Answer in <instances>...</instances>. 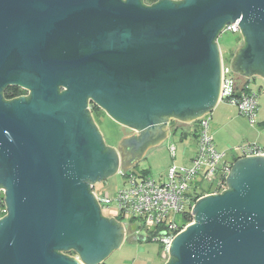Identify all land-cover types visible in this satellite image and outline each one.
<instances>
[{
    "label": "water",
    "instance_id": "water-1",
    "mask_svg": "<svg viewBox=\"0 0 264 264\" xmlns=\"http://www.w3.org/2000/svg\"><path fill=\"white\" fill-rule=\"evenodd\" d=\"M234 21L232 69L264 79V0H0V264H100L119 247L94 184L165 139L169 117L212 112ZM6 86L29 94L5 100ZM89 103L135 131L118 142L125 166ZM225 181L196 199L165 264H264V154L234 159Z\"/></svg>",
    "mask_w": 264,
    "mask_h": 264
},
{
    "label": "built area",
    "instance_id": "built-area-1",
    "mask_svg": "<svg viewBox=\"0 0 264 264\" xmlns=\"http://www.w3.org/2000/svg\"><path fill=\"white\" fill-rule=\"evenodd\" d=\"M227 31L240 33L237 21L225 24L221 33ZM221 71L219 100L226 99L235 104L239 114L246 117L250 124H255L258 111L257 94L254 91L245 92L239 89L230 62H225L223 58ZM206 115L189 123L194 126L196 141L190 165L178 166L172 162L166 168L165 174L159 178L144 173H127L124 176V186L116 193L117 209L108 215L113 218L120 215L121 223L124 224L123 218L125 214H129L140 224L139 226L134 224L137 227L136 233L142 230L146 232L145 236L153 233L152 239L158 240L166 251L172 237L182 229L177 224L181 212L185 209L191 211L197 198L206 194L221 193L227 188L225 177L234 159L246 155L264 154L261 146L251 143L240 147L241 154L228 158L225 151H218L215 147ZM171 149L173 151L174 147ZM203 180H208L210 184L215 183L214 188L208 190L200 188ZM95 197L104 215L110 199L96 194ZM0 199L4 202V188H0ZM4 214H6L5 203L0 206V217Z\"/></svg>",
    "mask_w": 264,
    "mask_h": 264
},
{
    "label": "rangeland",
    "instance_id": "rangeland-1",
    "mask_svg": "<svg viewBox=\"0 0 264 264\" xmlns=\"http://www.w3.org/2000/svg\"><path fill=\"white\" fill-rule=\"evenodd\" d=\"M242 39L240 33L231 31L222 32L218 36L217 43L225 62H230ZM250 86L257 92L258 111L256 112L257 122L255 124H250L246 117L239 114L237 106L228 102L226 99L219 100L212 112L206 115L209 120L210 132L212 135L214 133L213 137L217 150L225 151L228 158L233 157L235 153L241 154L240 147H238L240 145L256 143L264 151V126L259 124L261 120H264V79L260 77L251 78ZM220 112L223 115L236 113L238 117L228 121L225 126H219L218 115H220ZM92 118L102 135L104 143L108 146H115L124 135L131 132L130 129L122 126L102 109L94 111ZM179 125L183 126L185 124L181 123ZM182 128L178 127L175 131L169 129V134L163 142L159 146L149 149L134 171L127 172L137 174L143 173L142 169H147V173L151 174L152 177L159 178L165 174L166 168L172 162L178 166H189L190 158L194 154L195 137L193 136L195 134L191 131L182 137ZM220 142H229L231 144L230 146L233 147L226 148L222 144L220 148ZM172 147H174L173 151L171 149ZM124 178L122 171L118 170L102 181L94 184L93 192L96 196H105L110 199L108 208L104 210L105 216H108L109 213H114L117 209V201L115 200L116 193L124 186ZM209 184L208 180H203L200 183V188L204 190L213 189L215 183ZM123 222L127 223V225H140L129 214H125ZM137 234L146 235V232L142 230ZM162 251V244L158 240L150 239L140 242L138 240H131L126 235L119 247L111 252L104 263L165 264L168 256L163 258Z\"/></svg>",
    "mask_w": 264,
    "mask_h": 264
},
{
    "label": "flooded vegetation",
    "instance_id": "flooded-vegetation-1",
    "mask_svg": "<svg viewBox=\"0 0 264 264\" xmlns=\"http://www.w3.org/2000/svg\"><path fill=\"white\" fill-rule=\"evenodd\" d=\"M123 1H125V0H123ZM141 2H142V4H144V5H149V4H151V3H153V2H155V1H157V0H140ZM243 44V39H242V42L240 43V45H238L237 46V49L241 46ZM236 49V50H237ZM236 50H235V52H236ZM234 52V53H235ZM234 55V54H233ZM232 60H233V57L231 58V61L230 62H232ZM231 69H232V67H231ZM232 74H233V76H234V79H235V83L237 84V86H239L238 84H240V82H243V81H245V80H248V81H250V79H251V77H244V76H242V75H240L239 73H236V72H234V70L232 69ZM29 93H28V91L24 94V95H28ZM96 105H94V104H92V103H89V108H90V114L92 115L93 113H94V111H97L94 107H95ZM99 109H101V108H99ZM177 122H179V124H181V123H183V122H181V121H178V120H176V119H174V118H172V117H169V119H168V130L169 129H171L172 131H175V130H177L178 129V127H183V126H181V125H179V124H177ZM185 125L186 124H188V123H184ZM178 125V126H177ZM123 126V125H122ZM124 127H126V126H124ZM128 128V127H127ZM128 129H130V128H128ZM131 130V132L130 133H128L127 135H132V134H134L135 133V131L134 130H132V129H130ZM125 136V135H124ZM123 136V137H124ZM116 147L118 148V150H119V153H120V156H121V165H124V164H126L127 162H129L131 159H134V156L133 157H131L130 155H127V152L125 151V149H123V147H121V144L118 146V144H116ZM136 157V156H135ZM125 166V165H124ZM114 219L117 221V222H119V223H121V220L120 219H118V218H116V217H114ZM122 224V226H123V229H124V237L127 235V236H129L130 237V239L132 240V238H133V236H135V235H137V227L135 226V225H127V223H121ZM132 226H134V229H132ZM147 237V236H146Z\"/></svg>",
    "mask_w": 264,
    "mask_h": 264
},
{
    "label": "trees",
    "instance_id": "trees-1",
    "mask_svg": "<svg viewBox=\"0 0 264 264\" xmlns=\"http://www.w3.org/2000/svg\"><path fill=\"white\" fill-rule=\"evenodd\" d=\"M231 61V60H230ZM239 89H241V91H245V92H250V91H254L251 90L249 87V81L245 80L243 82H240V84H238ZM27 92V90L19 87V86H6L3 90H2V96L5 100H11L13 98L19 97L21 95H24ZM255 94H257L256 91H254ZM97 111L100 110L98 106L94 107ZM260 125L264 126V120L259 122ZM195 134V133H194ZM147 169H142V172L144 174H148L147 173ZM122 174L125 176L127 174V172H122ZM4 204L3 200L0 199V206ZM121 214V213H120ZM118 218L120 219V215L118 216ZM193 221V215L191 214V211L189 209H185L181 212V214L179 215L178 218V227L180 228H184L188 223ZM155 232V231H154ZM153 233H151L150 235H148L146 237V240H150L152 239ZM141 242V241H140ZM162 250H164V246L162 245ZM68 255H75V253L73 251H69L67 253ZM100 264H105L104 262H101Z\"/></svg>",
    "mask_w": 264,
    "mask_h": 264
},
{
    "label": "crops",
    "instance_id": "crops-1",
    "mask_svg": "<svg viewBox=\"0 0 264 264\" xmlns=\"http://www.w3.org/2000/svg\"><path fill=\"white\" fill-rule=\"evenodd\" d=\"M255 77H259V76H254V77H251V78H255ZM254 81V80H253ZM249 87H250V89L251 90H253L252 88H251V86H250V81H249ZM218 103V102H217ZM216 106V105H215ZM221 116H222V118H221ZM223 116H224V118H223ZM238 117V115L236 114V113H231V114H224L223 115V113H221L220 112V115H218V120H219V126H225L227 123H228V121H231V120H233V119H235V118H237ZM217 120V119H216ZM261 121H263V120H261ZM217 124V123H216ZM180 128H182V127H180ZM194 126H191V124H186V125H183V128L181 129L182 131V133H181V136L183 137V136H186L188 133H190L191 131H192V133H194ZM169 132V131H168ZM168 134L169 133H167V136H168ZM213 135H214V133H213ZM212 135V136H213ZM125 136H127V135H125ZM166 136V137H167ZM193 137H195V135L193 136ZM164 140V139H163ZM163 140L159 143V144H161L162 142H163ZM213 141H214V137H213ZM221 144H220V148H221V145L223 144L224 145V147H226V148H230V147H233V146H230L231 144L228 142H226V143H224V142H220ZM159 144H157V145H155V146H151V147H148L146 150H145V152H144V154L135 162V165H130L125 171H123V172H127V171H134L135 169H136V167L138 166V164H139V162L145 157V154H146V152L149 150V149H151V148H154V147H157V146H159ZM214 144H215V142H214ZM195 145H196V141H195ZM216 145V144H215ZM116 146V145H115ZM241 146H243V145H240V146H238V147H241ZM216 148H217V146H215ZM194 150H195V148H194ZM237 154L235 153L234 155H233V157L234 156H236ZM120 170V169H119ZM127 173H129V172H127ZM149 174V173H148ZM151 175V174H150Z\"/></svg>",
    "mask_w": 264,
    "mask_h": 264
},
{
    "label": "bare ground",
    "instance_id": "bare-ground-1",
    "mask_svg": "<svg viewBox=\"0 0 264 264\" xmlns=\"http://www.w3.org/2000/svg\"><path fill=\"white\" fill-rule=\"evenodd\" d=\"M222 56V55H221ZM108 217V216H107ZM116 218H118V217H116ZM119 219V218H118Z\"/></svg>",
    "mask_w": 264,
    "mask_h": 264
},
{
    "label": "clouds",
    "instance_id": "clouds-1",
    "mask_svg": "<svg viewBox=\"0 0 264 264\" xmlns=\"http://www.w3.org/2000/svg\"><path fill=\"white\" fill-rule=\"evenodd\" d=\"M230 64H231V62H230Z\"/></svg>",
    "mask_w": 264,
    "mask_h": 264
}]
</instances>
